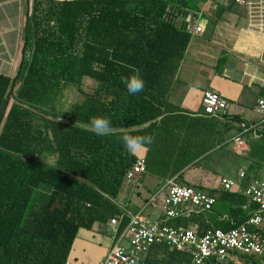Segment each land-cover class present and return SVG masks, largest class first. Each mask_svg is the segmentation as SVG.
<instances>
[{
	"label": "trees",
	"instance_id": "obj_1",
	"mask_svg": "<svg viewBox=\"0 0 264 264\" xmlns=\"http://www.w3.org/2000/svg\"><path fill=\"white\" fill-rule=\"evenodd\" d=\"M187 6V0H29L18 70L13 78L0 75V264H66L79 230L119 215L121 232L128 218L115 201L136 160L120 142L124 127L154 137L144 173L214 200L208 212L178 216L167 226L192 228L196 235L227 231L255 211L218 182L204 188L187 179L227 146L231 124L187 115L166 101L189 38L173 21ZM133 68L140 69L145 88L129 95L121 78ZM70 90L75 99L61 101ZM94 116L108 118L117 131L101 137L78 126ZM237 131L233 126L232 136ZM245 144L241 188L264 181V133ZM44 152L54 166L37 158ZM235 260L209 264H264L251 256ZM142 264H191V258L152 244Z\"/></svg>",
	"mask_w": 264,
	"mask_h": 264
},
{
	"label": "crops",
	"instance_id": "obj_2",
	"mask_svg": "<svg viewBox=\"0 0 264 264\" xmlns=\"http://www.w3.org/2000/svg\"><path fill=\"white\" fill-rule=\"evenodd\" d=\"M187 1V9L182 10L173 21L179 29L186 31L189 38L170 81L166 101L187 115L200 116L201 112L198 111L201 109L202 93H216L226 103L223 119L228 124L231 122L227 125L230 130L226 134V142H229L233 126L239 122L254 124L259 121L253 107L256 99L264 97V0H244L243 6L234 5L230 0ZM28 2L29 0H0L2 76L13 78L22 59L24 19ZM182 22L186 24L185 29L180 26ZM192 26L200 27V32L191 33ZM234 119L239 122L234 124ZM248 138L250 136L246 135V140ZM216 147L215 145L214 148ZM231 151L232 147L228 143L219 153L211 156L220 161L230 156ZM145 154L134 157L143 159ZM144 176L149 179V183L143 188L146 189L145 195L136 192V197L132 198L130 195L127 203H122L119 196L115 203L127 218L139 215L147 222H153L161 218L160 209L144 208V205L163 180L148 172L143 173L138 180L142 181ZM187 179L202 181L204 188L213 186L207 184L205 172L200 169L189 171ZM107 230L109 233H106ZM108 234L112 235L108 223L103 226L96 224L90 231L79 230L70 248L68 264H101V259L111 244L112 237L109 238ZM94 245L106 246L98 253L100 258L93 257Z\"/></svg>",
	"mask_w": 264,
	"mask_h": 264
},
{
	"label": "built area",
	"instance_id": "obj_3",
	"mask_svg": "<svg viewBox=\"0 0 264 264\" xmlns=\"http://www.w3.org/2000/svg\"><path fill=\"white\" fill-rule=\"evenodd\" d=\"M230 1L237 6H243L245 3L244 0ZM199 32L200 27L192 26L191 33ZM200 107L201 115L208 118L221 120L226 113L225 101L211 91L202 93ZM253 111L259 121L254 124L239 122L236 125L238 131L229 141L232 151L238 156L247 151L244 136L255 138L257 133H264V97L256 99ZM144 171L143 159H136L125 172L124 181L134 183ZM242 178L241 170L236 182L220 178L218 186L223 191L242 195L247 203L257 207L243 224L227 231L209 229L201 235H196L192 228L167 226L166 221L178 216L206 213L214 203L213 198L205 193L177 185L170 179L165 181L144 205V208L158 207L161 217L159 220L147 222L139 215H133L128 217L127 223L119 233L117 230L122 216L108 220L112 238L101 264H142L143 255L152 244H165L169 250L188 254L191 264H209L211 261L220 263L227 260L235 263L236 255L260 258L264 262V181L253 179L241 188L239 182ZM241 209L246 211L247 205ZM123 240L125 245L122 244Z\"/></svg>",
	"mask_w": 264,
	"mask_h": 264
},
{
	"label": "rangeland",
	"instance_id": "obj_4",
	"mask_svg": "<svg viewBox=\"0 0 264 264\" xmlns=\"http://www.w3.org/2000/svg\"><path fill=\"white\" fill-rule=\"evenodd\" d=\"M75 97H76V95H75L74 90H70V91H68V93L65 94L64 98L61 99V101L66 100L65 102H71L72 100L75 99ZM198 112H201V109ZM244 139L246 140V136L244 137ZM247 151H248V149H247ZM247 151L242 156H238L233 151H231V152H229L230 156L228 155L225 157V159L220 160V161L215 160L213 158V156H209L205 161H203V162H205L204 164H205V167L207 170V171L203 170V172H205V177L207 178V182H208L207 184H209L210 186L211 185L217 186L216 184L220 178H228V179L232 180L233 182H236L238 179L239 172L241 170L243 171L244 168L247 166V162L243 159V157H245L247 155ZM37 158L40 161H42L43 163L48 164V165L50 164V163H48L49 159L50 158L54 159L53 156H51L45 152L42 153L41 155H39ZM255 173H256V171H255ZM213 178H215V180ZM217 178H218V180H217ZM147 182L149 183V179L147 176H144L142 178V181L137 179L136 182H134V183L123 181L121 188L119 190L118 197L120 196V200L122 201V203H127L126 202L127 198H129L130 195L132 196V198L136 197V192L139 195H145L146 189H143V188L145 185H147ZM194 182H196V181H194ZM158 184L159 185L157 186V190L161 188L163 183H158ZM152 192H153V190H151L150 194H152ZM129 211H131V209ZM107 232L109 233V230H107L106 233ZM108 236H109V234H108ZM110 236H112V235L110 234ZM110 236H109V238H110ZM122 244L125 245V240L122 241ZM105 248H106V246L98 247V246L94 245V248L92 249L93 253H94L93 257H98V253L101 251V249H105ZM104 256H105V254H104ZM104 256L102 257L101 260H103ZM98 258H100V256ZM89 260H90V262H93L92 258H89Z\"/></svg>",
	"mask_w": 264,
	"mask_h": 264
},
{
	"label": "clouds",
	"instance_id": "obj_5",
	"mask_svg": "<svg viewBox=\"0 0 264 264\" xmlns=\"http://www.w3.org/2000/svg\"><path fill=\"white\" fill-rule=\"evenodd\" d=\"M132 72L133 74L128 77H122L121 82L129 95H136L144 90L145 81L140 76V69L133 68ZM78 126L90 130L101 137L111 135L117 131V129L112 127L111 121L102 116L91 117L89 123L79 124ZM133 130V128L129 127L119 129L122 133L119 139L129 155L138 156L148 151L149 146L154 142V137L152 135H133ZM48 163L54 166L55 161L50 158Z\"/></svg>",
	"mask_w": 264,
	"mask_h": 264
},
{
	"label": "water",
	"instance_id": "obj_6",
	"mask_svg": "<svg viewBox=\"0 0 264 264\" xmlns=\"http://www.w3.org/2000/svg\"><path fill=\"white\" fill-rule=\"evenodd\" d=\"M182 14H184V12H182ZM180 26L183 27V29H185L186 24L184 22H182Z\"/></svg>",
	"mask_w": 264,
	"mask_h": 264
}]
</instances>
